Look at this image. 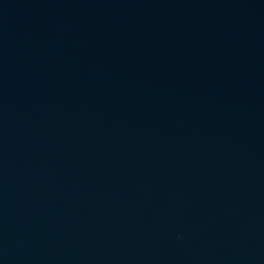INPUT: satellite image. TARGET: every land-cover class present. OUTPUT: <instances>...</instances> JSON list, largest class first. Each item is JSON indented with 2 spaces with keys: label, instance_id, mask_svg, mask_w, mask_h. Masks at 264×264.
<instances>
[{
  "label": "water",
  "instance_id": "1",
  "mask_svg": "<svg viewBox=\"0 0 264 264\" xmlns=\"http://www.w3.org/2000/svg\"><path fill=\"white\" fill-rule=\"evenodd\" d=\"M0 264H264V0H0Z\"/></svg>",
  "mask_w": 264,
  "mask_h": 264
}]
</instances>
